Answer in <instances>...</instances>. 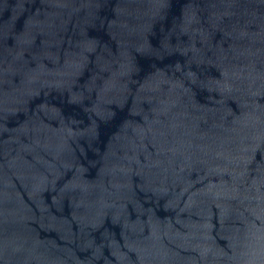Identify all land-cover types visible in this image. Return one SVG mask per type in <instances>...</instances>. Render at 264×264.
<instances>
[{
    "label": "water",
    "instance_id": "95a60500",
    "mask_svg": "<svg viewBox=\"0 0 264 264\" xmlns=\"http://www.w3.org/2000/svg\"><path fill=\"white\" fill-rule=\"evenodd\" d=\"M0 264H264V0H0Z\"/></svg>",
    "mask_w": 264,
    "mask_h": 264
}]
</instances>
